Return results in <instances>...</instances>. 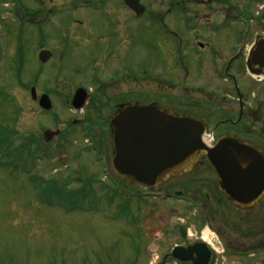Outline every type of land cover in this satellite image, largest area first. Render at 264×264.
Returning a JSON list of instances; mask_svg holds the SVG:
<instances>
[{
  "label": "rangeland",
  "instance_id": "obj_1",
  "mask_svg": "<svg viewBox=\"0 0 264 264\" xmlns=\"http://www.w3.org/2000/svg\"><path fill=\"white\" fill-rule=\"evenodd\" d=\"M19 1L22 5L18 6L15 3ZM53 1L55 5L46 3L43 7L42 0H0V264H145L148 258L157 263L158 252L148 256L134 250L139 246V222L143 219L124 206L125 192L114 184L128 183L110 166L109 127L103 129L102 155L101 151L91 149L95 147L91 139L85 141L87 136L80 125L48 144L43 141L42 132L45 128L68 130L71 121H81L86 110L92 115L90 103L82 111L73 109L70 104L75 89L80 86L92 87L98 81L121 80L130 74L141 77L146 90L140 96L142 101L151 100L156 90H171L173 87L165 88L164 83L158 87L155 78L168 60L162 29L150 15L140 19L132 14L129 17L120 15V22L129 25L130 39L125 41L124 63L129 73L114 72L112 67H117L118 63L106 68V61L103 64L99 61L103 43L93 37L112 29L114 20L108 14L112 9L115 13L124 12V0H99L95 1L93 9L76 6L74 11L68 10L74 0ZM144 1L148 4L151 0ZM147 4L152 9L157 7ZM25 7L44 8V11L31 15V10ZM75 25L80 27L79 31L84 30L83 26L94 27V35L93 31L88 32L91 37L93 35L91 41L84 43L85 40L77 39L80 32L73 31ZM71 32L75 41L70 40L72 44L65 46ZM168 36L171 35L168 33ZM42 47L53 52L47 64L38 60ZM64 47L70 50L62 57V51L67 49ZM234 48L231 44L230 48L220 49L221 57L214 62L222 63V58L228 60ZM239 66L242 75L239 85L249 90L246 84L250 76L243 63ZM143 70H147L146 74L141 73ZM193 80L191 75L182 78L186 84ZM225 82L231 84V81ZM32 86L36 87L38 96L50 95L53 103L50 111H43L38 100L31 98ZM114 86L120 85L111 82L104 86V92L94 96L97 101L105 99L108 105L102 115L106 121L120 98L111 91ZM130 87L137 88L133 83ZM29 140L34 141L38 151L32 156L33 164L23 157L16 160L13 156L21 153ZM25 166L31 170H25ZM77 166H80L78 171L70 174V167ZM53 179L64 186L70 185L55 192L50 183ZM137 205V202L132 203V209ZM161 205L165 210L164 203ZM177 208L180 209L179 204ZM180 215V212L167 213L163 220H176L183 217ZM160 220L154 215L145 221L147 226H152L150 235L156 233L154 228ZM230 234L234 237L236 232ZM207 240L219 251L212 264H264L263 253L254 257L249 253L252 251L237 249L234 245L226 249L216 243L212 232L207 233ZM250 242L247 240L248 246H252Z\"/></svg>",
  "mask_w": 264,
  "mask_h": 264
},
{
  "label": "flooded vegetation",
  "instance_id": "obj_2",
  "mask_svg": "<svg viewBox=\"0 0 264 264\" xmlns=\"http://www.w3.org/2000/svg\"><path fill=\"white\" fill-rule=\"evenodd\" d=\"M95 1L99 0H74L73 4H69L68 10L74 11L76 6L79 9L92 8ZM53 2L42 0V5L44 7L46 3L54 4ZM141 2L147 4L146 1ZM148 4L150 7L156 4L157 7L152 9L145 6L142 15H137L125 4L122 13H115L112 9L108 15L114 20V24L106 34L93 37L96 29L90 25L83 26V31H79L80 27L75 25L77 27L74 26L76 29L73 31L80 32L76 38L85 40L84 43L91 41L92 37L103 43L98 59L102 64L106 61V68L112 67V63H118L117 67H112L114 72L123 70L129 73L124 65L127 54L125 41L130 39L129 25L127 22H120L119 16L129 17L132 14L140 19L150 15L162 29V40L166 44L168 55L165 67L155 78L159 83L158 87L164 83L165 88H173L166 91L156 90L158 94L154 92V99L149 101L204 119L217 139L224 135L236 136L242 142L252 145L263 158L260 162L254 159L251 162V171L240 176L241 185L245 182L251 190L261 191L251 209L234 205L229 195L220 188L215 168L203 157L200 158V165L182 174L169 176L151 191L123 184L124 206L127 209L130 207L133 215L143 219V222H139V246L134 247V250L148 256L158 252L157 263L148 258L145 264H191L175 259L172 256L173 250L177 249L182 254L191 246L196 245L198 249H203V244H206L212 250V264L215 253L219 252L207 240V233L212 232L215 233L216 243L226 249L234 245L237 249L252 251L249 253L254 257L264 254V0H151ZM41 10L44 11V8L31 9L30 14ZM91 31L92 37L88 33ZM73 38L72 32L69 33L65 46L72 44L70 40L75 41ZM231 44L235 48L228 60L222 58V63H215L214 60L221 57L218 51L227 46L230 48ZM70 47L63 48L67 49L62 51V57H65ZM234 56L236 57L227 69L228 62ZM241 63L244 64L246 74L250 76V81L246 84L249 90L239 85V78L242 76L239 71ZM146 72L147 70L141 71L145 74ZM187 75L193 76L194 82H182V78ZM199 79L202 81H198ZM224 81H231V84ZM111 82L119 83L120 86H114L110 90L120 98L106 121L102 115L108 105L105 99L97 101L94 96H99L104 86ZM130 83L136 84L137 88L133 87L132 90ZM180 88L183 90L177 92ZM87 89L90 94L86 105L90 103L92 115L86 110L82 121L74 119L72 126L67 131L61 130L54 139L63 138L71 132L70 129L80 125L87 136L85 140L91 139L93 143L103 147V129L109 127L110 119L118 107L124 103L144 102L140 96L146 90L142 87L141 77L130 74L121 80L98 81ZM95 149L98 147L95 146ZM79 168L77 166L74 171L77 172ZM248 195L254 196L253 192L244 196ZM135 202L138 203L137 208L132 209L131 204ZM163 203L165 210L161 205ZM178 204L181 210L177 208ZM177 212L183 217L163 220L167 213L175 215ZM154 215L161 220L158 227L154 228L156 235H150L152 226H147L145 221ZM231 231L236 232L234 237L230 234ZM247 240H251L252 246H248ZM262 260L264 262V255Z\"/></svg>",
  "mask_w": 264,
  "mask_h": 264
},
{
  "label": "water",
  "instance_id": "obj_3",
  "mask_svg": "<svg viewBox=\"0 0 264 264\" xmlns=\"http://www.w3.org/2000/svg\"><path fill=\"white\" fill-rule=\"evenodd\" d=\"M125 2L138 14L144 12L139 0ZM51 57L49 50L39 53L43 63ZM31 94L36 99L34 87ZM88 98L87 91L78 88L72 105L80 109ZM39 105L45 110L51 109L52 103L47 94L41 95ZM110 127L114 170L144 189H153L168 176L179 175L200 165V158L203 157L215 168L221 189L236 207L251 209L257 194L261 192L251 190L245 182L241 185L240 176L251 171L254 159L260 162L263 157L250 144L232 135L220 137L213 147L206 146L202 136L208 124L201 118L162 108L156 102H134L119 106ZM58 134V130H45V141H51ZM252 192L253 197L244 196ZM173 256L191 264H209L212 252L206 245L203 249L193 246L182 254L175 250Z\"/></svg>",
  "mask_w": 264,
  "mask_h": 264
}]
</instances>
